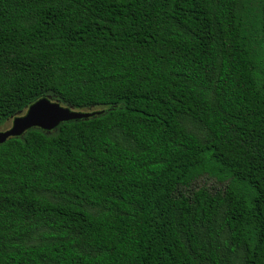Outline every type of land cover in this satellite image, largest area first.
<instances>
[{
	"label": "trees",
	"instance_id": "16d2710c",
	"mask_svg": "<svg viewBox=\"0 0 264 264\" xmlns=\"http://www.w3.org/2000/svg\"><path fill=\"white\" fill-rule=\"evenodd\" d=\"M44 96L0 264H264V0H0V124Z\"/></svg>",
	"mask_w": 264,
	"mask_h": 264
},
{
	"label": "water",
	"instance_id": "95a60500",
	"mask_svg": "<svg viewBox=\"0 0 264 264\" xmlns=\"http://www.w3.org/2000/svg\"><path fill=\"white\" fill-rule=\"evenodd\" d=\"M91 114L90 111L75 110L49 96H44L32 102L22 113L12 117L9 127L0 130V143L11 136L21 135L31 127L49 131L60 122L86 118Z\"/></svg>",
	"mask_w": 264,
	"mask_h": 264
},
{
	"label": "rangeland",
	"instance_id": "374dc122",
	"mask_svg": "<svg viewBox=\"0 0 264 264\" xmlns=\"http://www.w3.org/2000/svg\"><path fill=\"white\" fill-rule=\"evenodd\" d=\"M22 112L23 111L19 112L18 114ZM11 120L12 117L8 118L4 123L0 124V130H4L7 127H9V125L11 124ZM201 185H204L208 188H215L219 186L213 179L208 177H200L193 182V186H201Z\"/></svg>",
	"mask_w": 264,
	"mask_h": 264
}]
</instances>
